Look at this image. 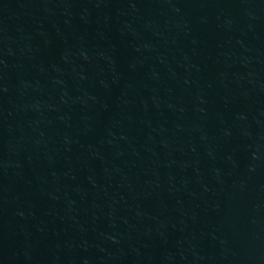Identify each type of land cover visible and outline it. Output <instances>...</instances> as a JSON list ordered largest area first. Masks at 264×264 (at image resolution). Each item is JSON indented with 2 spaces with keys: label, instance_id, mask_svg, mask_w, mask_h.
I'll return each instance as SVG.
<instances>
[{
  "label": "water",
  "instance_id": "1",
  "mask_svg": "<svg viewBox=\"0 0 264 264\" xmlns=\"http://www.w3.org/2000/svg\"><path fill=\"white\" fill-rule=\"evenodd\" d=\"M0 264H264V0H0Z\"/></svg>",
  "mask_w": 264,
  "mask_h": 264
}]
</instances>
